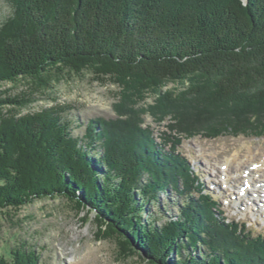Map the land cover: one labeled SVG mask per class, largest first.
I'll list each match as a JSON object with an SVG mask.
<instances>
[{
  "label": "trees",
  "instance_id": "obj_1",
  "mask_svg": "<svg viewBox=\"0 0 264 264\" xmlns=\"http://www.w3.org/2000/svg\"><path fill=\"white\" fill-rule=\"evenodd\" d=\"M4 2L0 211L61 197L94 212L97 239H114L124 260L264 264V235L227 221L179 150L190 126L153 136L135 106L157 96L155 111L209 126L204 138L264 136V0ZM87 72L118 86L121 116L91 119L79 134L69 104L20 115L65 75ZM40 255L24 242L0 264H42Z\"/></svg>",
  "mask_w": 264,
  "mask_h": 264
},
{
  "label": "rangeland",
  "instance_id": "obj_2",
  "mask_svg": "<svg viewBox=\"0 0 264 264\" xmlns=\"http://www.w3.org/2000/svg\"><path fill=\"white\" fill-rule=\"evenodd\" d=\"M7 13L4 0H0V22ZM8 88L11 89L10 93L15 94L26 91L28 87L1 85V89ZM167 92L164 89L161 94ZM120 96L118 86L111 80L100 83L88 72L80 76L65 75L56 82L54 89L42 95L36 94V102L22 109L20 115L38 112L56 104H69L74 107L69 113L73 126L77 133L82 134L85 123L91 119L108 120L121 116L117 110L121 104ZM156 100L157 96L146 95L135 104L141 126L150 129L153 136L162 132L186 135L181 132L186 128L183 125L190 126L191 129L184 131L195 135L191 139H182L179 150L187 155L189 165L207 191L218 198L222 216L227 221L229 219L246 224L252 232L264 235V207L261 205L264 191H253L252 185L247 186L244 178L254 162L264 160V136L243 135L237 125H232L239 135L224 134L216 138H204L202 132L209 130V126L190 123V120L183 124L175 120V113L161 115L154 110ZM124 115V118H128V114ZM255 182L264 185V175ZM173 198L170 197L171 200ZM72 208L73 205L67 200L56 197L36 200L33 204L16 210H1L0 254L7 256L8 249L26 242L28 247H35L37 253H41L42 264H147L143 254L137 249L142 259L138 255L122 259L114 239H97L98 226L94 214L87 211L78 214ZM166 214L175 215V210L168 209Z\"/></svg>",
  "mask_w": 264,
  "mask_h": 264
},
{
  "label": "bare ground",
  "instance_id": "obj_3",
  "mask_svg": "<svg viewBox=\"0 0 264 264\" xmlns=\"http://www.w3.org/2000/svg\"><path fill=\"white\" fill-rule=\"evenodd\" d=\"M263 175H264V160L260 161V162H254L251 165V168L247 171V174L244 175L246 185L249 187L252 185L251 187L253 188L252 189L253 191H258V190L264 191V185L261 184V182H259L258 184L255 182L256 179H259ZM250 190H251V188H250ZM246 191H247V189H246ZM263 199H264V197H263ZM261 205H262V207H264V202H261Z\"/></svg>",
  "mask_w": 264,
  "mask_h": 264
},
{
  "label": "water",
  "instance_id": "obj_4",
  "mask_svg": "<svg viewBox=\"0 0 264 264\" xmlns=\"http://www.w3.org/2000/svg\"><path fill=\"white\" fill-rule=\"evenodd\" d=\"M243 1V3L246 5L247 4V0H242ZM84 211H87V210H84ZM88 212V211H87ZM93 214H94V218H95V213L94 212H92ZM131 243V242H130ZM132 244V243H131ZM133 249L136 251V247L134 248L133 247ZM145 261V260H144ZM147 262V261H146Z\"/></svg>",
  "mask_w": 264,
  "mask_h": 264
}]
</instances>
